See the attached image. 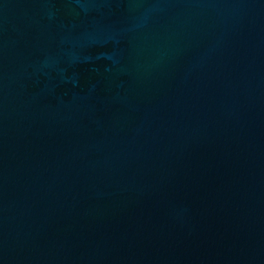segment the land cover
<instances>
[{"label":"water","instance_id":"1","mask_svg":"<svg viewBox=\"0 0 264 264\" xmlns=\"http://www.w3.org/2000/svg\"><path fill=\"white\" fill-rule=\"evenodd\" d=\"M0 264H264V0H0Z\"/></svg>","mask_w":264,"mask_h":264}]
</instances>
